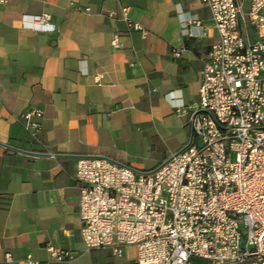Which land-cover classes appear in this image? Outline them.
<instances>
[{"label":"crops","instance_id":"obj_1","mask_svg":"<svg viewBox=\"0 0 264 264\" xmlns=\"http://www.w3.org/2000/svg\"><path fill=\"white\" fill-rule=\"evenodd\" d=\"M120 7L145 36L107 17ZM41 15L52 31L33 27ZM114 35L121 49L110 46ZM215 41L201 0H0V196H11L0 213V264L26 256L42 264H135L132 247L120 257L85 249L76 160L103 157L133 168L139 149L174 137L149 170L133 168L146 172L180 151ZM36 108L41 128L31 137L21 116ZM48 245L72 259L51 260Z\"/></svg>","mask_w":264,"mask_h":264},{"label":"built area","instance_id":"obj_2","mask_svg":"<svg viewBox=\"0 0 264 264\" xmlns=\"http://www.w3.org/2000/svg\"><path fill=\"white\" fill-rule=\"evenodd\" d=\"M217 33L202 61L198 102L188 116L187 144L151 171L103 157H79L74 180L77 216L86 250L120 257L136 250L135 264H264V0H201ZM127 7L107 14L128 31ZM49 16L33 27L52 31ZM198 25V22H191ZM110 46H123L117 35ZM182 49L173 50L177 59ZM42 111L21 116L31 137ZM50 259L69 251L45 247ZM4 262L11 263L10 254ZM19 264H42L26 256Z\"/></svg>","mask_w":264,"mask_h":264},{"label":"rangeland","instance_id":"obj_3","mask_svg":"<svg viewBox=\"0 0 264 264\" xmlns=\"http://www.w3.org/2000/svg\"><path fill=\"white\" fill-rule=\"evenodd\" d=\"M174 144V137L166 138L163 141H152L148 147L139 149L138 157L131 162V166L135 169L149 170L154 164H156V159L163 156L164 153ZM196 263L207 264L205 261H196Z\"/></svg>","mask_w":264,"mask_h":264},{"label":"trees","instance_id":"obj_4","mask_svg":"<svg viewBox=\"0 0 264 264\" xmlns=\"http://www.w3.org/2000/svg\"><path fill=\"white\" fill-rule=\"evenodd\" d=\"M11 196L1 195L0 196V213H6L10 207Z\"/></svg>","mask_w":264,"mask_h":264},{"label":"water","instance_id":"obj_5","mask_svg":"<svg viewBox=\"0 0 264 264\" xmlns=\"http://www.w3.org/2000/svg\"><path fill=\"white\" fill-rule=\"evenodd\" d=\"M191 133V132H190ZM5 146V145H4Z\"/></svg>","mask_w":264,"mask_h":264}]
</instances>
